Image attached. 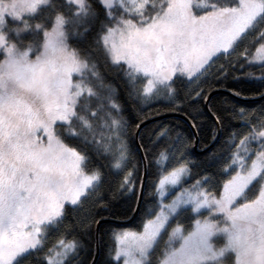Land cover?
<instances>
[{
  "label": "snow or ice",
  "instance_id": "6c2138e0",
  "mask_svg": "<svg viewBox=\"0 0 264 264\" xmlns=\"http://www.w3.org/2000/svg\"><path fill=\"white\" fill-rule=\"evenodd\" d=\"M245 62L264 85V0H0V264H94L81 252L99 221H66L114 180L148 207L109 264H264V105L226 109L239 126L197 172L165 125L136 124L133 151L124 115L182 89L207 100Z\"/></svg>",
  "mask_w": 264,
  "mask_h": 264
},
{
  "label": "trees",
  "instance_id": "16d2710c",
  "mask_svg": "<svg viewBox=\"0 0 264 264\" xmlns=\"http://www.w3.org/2000/svg\"><path fill=\"white\" fill-rule=\"evenodd\" d=\"M253 39V37H249L247 43H252ZM243 47L238 51H243ZM255 47H259V44L251 47L250 51L254 53ZM99 71L104 78V83L115 88L121 100L124 101L126 87L116 71L105 67L103 63L100 64ZM249 72L252 73V77L246 75ZM261 73L262 69L259 64L245 62L243 68L237 65L235 70L230 69L227 81L202 85L204 96L208 99L205 100L204 97H201L197 103H194L191 98H186L183 89L179 98L175 101L161 99L159 102L153 101L151 105H141L139 107H134L130 102L126 103L124 115L131 125L128 136L129 145L133 151L140 145V138L135 137L136 124L148 121L144 124L145 133L155 129L158 125H165L171 129L173 139L179 136L181 142H183L181 150L184 152L185 157L192 162L193 172L201 171L206 166L205 158L209 153L219 149L228 139V134L233 131V128L239 126V121L230 120V111H226V109L230 110L233 105H236L238 108L244 107L251 110L264 105V98H261V93H264V85L255 79ZM234 77H239V80L234 79ZM230 89L239 91L242 95L240 97L234 96ZM213 113L220 115L224 121L223 125L215 122ZM214 129H218V132L215 133V140H213ZM145 141H147L146 136ZM176 155L179 156V152ZM143 156L144 153L141 152L140 157L143 158ZM145 164L151 173L155 172L152 165H148L147 162ZM140 171L143 176V167ZM156 179L158 177L154 174L145 175V194L153 190L151 187L152 181ZM117 187L115 180L111 186L105 183L99 189V195L89 198L83 207L74 214V217L70 215L68 221H66V223L73 224L76 219L86 221L93 217L96 221H99L98 225L96 223L92 224L91 236L86 240L87 254L81 252V256H84L87 262L94 260L96 231L98 254L94 264H109V249L111 248L114 251L115 248L114 233L124 229L137 230L142 227L141 218L148 207L145 199L141 198L138 212L131 219L137 204V198L136 196L129 198L128 194H120ZM139 187L140 182L137 181L138 191ZM71 238L72 235H68V239Z\"/></svg>",
  "mask_w": 264,
  "mask_h": 264
},
{
  "label": "water",
  "instance_id": "95a60500",
  "mask_svg": "<svg viewBox=\"0 0 264 264\" xmlns=\"http://www.w3.org/2000/svg\"><path fill=\"white\" fill-rule=\"evenodd\" d=\"M148 122V121H147ZM147 122H144L143 124H146ZM136 137V136H135ZM194 148H196L195 146H194ZM143 177H144V179H145V175H144V173H145V166H144V168H143ZM141 201V199L139 200V201H137V205H136V208H135V210H134V213H133V215H132V217H131V219L136 215V213L138 212V208H139V202ZM130 219V220H131ZM97 226V225H96ZM98 227V226H97ZM96 230H97V228H96ZM95 238H96V242H95V256L93 257L94 258V261H95V259H96V257H97V254H98V241H97V231H96V233H95Z\"/></svg>",
  "mask_w": 264,
  "mask_h": 264
},
{
  "label": "rangeland",
  "instance_id": "374dc122",
  "mask_svg": "<svg viewBox=\"0 0 264 264\" xmlns=\"http://www.w3.org/2000/svg\"><path fill=\"white\" fill-rule=\"evenodd\" d=\"M255 64H259L258 62H256ZM144 168V167H143ZM145 168H146V164H145ZM144 181H145V179H144ZM137 205V204H136ZM136 208V207H135ZM125 230V229H124ZM121 231H123V230H120V231H117V232H121ZM117 232H115V233H117ZM167 237H165V239H166ZM95 256V255H94Z\"/></svg>",
  "mask_w": 264,
  "mask_h": 264
}]
</instances>
